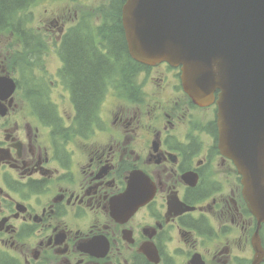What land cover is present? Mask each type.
I'll return each instance as SVG.
<instances>
[{
  "label": "flooded vegetation",
  "instance_id": "1",
  "mask_svg": "<svg viewBox=\"0 0 264 264\" xmlns=\"http://www.w3.org/2000/svg\"><path fill=\"white\" fill-rule=\"evenodd\" d=\"M10 37L0 30V264H244L256 219L217 145L215 103L195 104L178 69L146 65L136 97L114 98L80 130L62 66L25 78ZM41 82L53 105L43 115L30 104ZM139 170L155 194L115 218L113 199ZM260 237L264 248V226Z\"/></svg>",
  "mask_w": 264,
  "mask_h": 264
},
{
  "label": "water",
  "instance_id": "2",
  "mask_svg": "<svg viewBox=\"0 0 264 264\" xmlns=\"http://www.w3.org/2000/svg\"><path fill=\"white\" fill-rule=\"evenodd\" d=\"M124 25L138 61L183 64L196 101L222 90L221 147L235 159L250 207L264 222V0H128ZM137 180L135 173L117 204L129 200ZM255 247L257 263L259 239Z\"/></svg>",
  "mask_w": 264,
  "mask_h": 264
},
{
  "label": "trees",
  "instance_id": "3",
  "mask_svg": "<svg viewBox=\"0 0 264 264\" xmlns=\"http://www.w3.org/2000/svg\"><path fill=\"white\" fill-rule=\"evenodd\" d=\"M35 0H0V30L21 31L32 14L25 9ZM126 0H111L116 14L113 23L105 21L97 31H73L62 40L67 61V76L73 92L77 117L85 125L97 115L100 104L112 87L137 94L135 81L139 70L128 53L121 27V7ZM33 36V32L32 35ZM52 111V108H46Z\"/></svg>",
  "mask_w": 264,
  "mask_h": 264
},
{
  "label": "rangeland",
  "instance_id": "4",
  "mask_svg": "<svg viewBox=\"0 0 264 264\" xmlns=\"http://www.w3.org/2000/svg\"><path fill=\"white\" fill-rule=\"evenodd\" d=\"M109 1L110 0H38L30 8L32 16L27 23L34 27L35 31L38 33L37 36L43 42L50 41L57 33V28L55 26L57 21L59 24H65L67 28L81 19H88L93 27L98 26L103 20L99 8ZM10 44H13L14 47H21L22 41L17 36L11 34ZM48 50H51V48ZM44 62L52 72L55 70L56 66L60 65L55 54L46 55V60ZM26 78L28 77L26 76ZM122 89L127 95L132 93L131 90ZM49 95L50 90L44 89L42 95L43 99L48 98ZM107 108H112V104L109 103ZM248 250L249 249H244V251H246L245 253H248Z\"/></svg>",
  "mask_w": 264,
  "mask_h": 264
}]
</instances>
